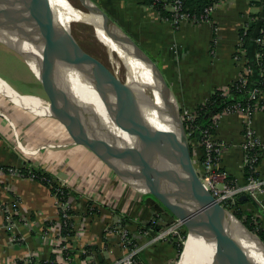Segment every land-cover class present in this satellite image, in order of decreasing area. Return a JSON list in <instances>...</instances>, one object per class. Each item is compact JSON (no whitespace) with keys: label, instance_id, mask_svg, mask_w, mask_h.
<instances>
[{"label":"crops","instance_id":"obj_1","mask_svg":"<svg viewBox=\"0 0 264 264\" xmlns=\"http://www.w3.org/2000/svg\"><path fill=\"white\" fill-rule=\"evenodd\" d=\"M92 1L157 62L181 108L195 109L215 89L225 88L240 79L247 63L259 58L257 41L252 40L246 51L239 48L240 30L247 27L254 15H264V0L261 4L250 0H219L210 20L184 21L179 26L161 16L145 0ZM252 75L258 79L263 72L255 66ZM4 101L6 112L12 118L22 116L27 123L32 121L33 126L39 124L36 129L56 125L51 118L33 121L32 113L0 90L1 107L5 106ZM260 101L262 106L254 112L252 125L264 145V92ZM245 118L241 111L225 112L215 132L216 139L222 143L216 169L235 183H244L247 179L243 149ZM11 132L0 117V164L3 165L19 163L17 145L18 151H13L2 138L8 139L13 135ZM14 140L13 136L12 144ZM56 146L53 149L41 147L34 157L28 158L36 160V166L50 172L61 185L69 188L68 208L72 211L74 232L64 235L68 239L61 244L59 204L48 186L33 176H2L1 199L7 203L4 209H14L15 219L12 224L4 222L0 230V264L27 257L52 264H90L93 256L110 262L128 250L122 244L123 231H127L136 245L143 246L139 253L141 264H174L177 255L174 239L152 240L170 220L169 213L122 181L93 151L73 138L61 148ZM20 148L27 153L35 152L25 146ZM258 170L264 173V157ZM73 199L80 206V215L72 208ZM11 200H17V205ZM237 200V209L244 216L250 215L264 230V194L258 200L247 195Z\"/></svg>","mask_w":264,"mask_h":264},{"label":"bare ground","instance_id":"obj_2","mask_svg":"<svg viewBox=\"0 0 264 264\" xmlns=\"http://www.w3.org/2000/svg\"><path fill=\"white\" fill-rule=\"evenodd\" d=\"M80 2L82 5L85 3L83 0ZM51 3L60 23L65 27L69 28L76 20H84L93 25L98 38L107 45L110 52L118 55L126 70L128 69V73L122 72L120 64L115 63L118 77L142 94H148L163 107L165 98L159 92V81L153 76L150 66L132 55L135 53L132 48L123 47L115 42L100 26L99 17L92 11L75 6L70 0H51ZM0 43L25 56L36 67L40 80L47 83V49L32 26L23 0H0ZM95 63L101 65L98 61ZM58 81L65 89V100L69 107L89 126L90 131L107 139L128 160L136 161L137 167L134 169L141 181L135 183L140 189L145 190V182L153 181L175 193L183 192V185L180 183L162 179L161 173L178 176L180 170L175 158L165 150L161 141L147 127L139 110L99 88L90 78L89 70L86 68L79 69L61 63L58 66ZM0 90L17 105L34 114L51 115L50 101L47 99L34 94L20 93L1 79ZM144 111L147 120L154 127L159 129L174 127L173 120L168 115L158 114L156 110L146 105ZM109 116H112L117 124L108 121ZM184 215L192 228L184 245L181 264H264V246L233 217L229 218L227 228L239 238L247 253L221 243L209 231L198 226L196 218L186 213Z\"/></svg>","mask_w":264,"mask_h":264},{"label":"water","instance_id":"obj_3","mask_svg":"<svg viewBox=\"0 0 264 264\" xmlns=\"http://www.w3.org/2000/svg\"><path fill=\"white\" fill-rule=\"evenodd\" d=\"M83 1L85 2L84 8L92 11L101 19L100 26L115 42L123 47L132 48L135 52L132 55L150 66L153 76L159 81V92L164 96L165 103L161 107L148 94H142L126 81L121 80L115 69L109 70L99 60L90 55L76 40L73 35L72 25L67 28L60 23L51 0H23L29 12L32 26L41 37L48 53L47 83L44 80L41 81L50 101L51 116L66 126L76 143L82 144L93 151L122 181L142 194H149L150 199L162 211L174 214L178 220L188 227V233L192 227L189 221L185 219V213L192 218H196L198 226L209 231L221 243L237 251L247 253L239 238L227 228L229 218L233 217L264 246V240L261 236L239 218L235 211L217 201L213 193L203 183L193 159L190 139L182 117L181 108L157 62L131 36L122 31L102 7L92 0ZM96 61L101 65H97ZM61 63H66L79 69H88L90 78L99 88L141 112L147 127L161 141L165 150L175 158L180 170L178 176L161 173L162 179L175 180V182L183 185L181 194L175 193L164 185L153 181L145 182V190L138 187L135 182L141 181V179L134 169V167H137L136 161L128 160L103 136L93 134L89 126L81 121L79 116L69 107L65 100V89L58 81V66ZM126 71L128 73V69ZM154 89L157 90L156 88ZM144 105L150 106L158 114L168 115L173 120L174 127L172 129H159L151 125L145 115ZM169 221L172 222L171 220ZM182 253L183 250L178 261Z\"/></svg>","mask_w":264,"mask_h":264},{"label":"built area","instance_id":"obj_4","mask_svg":"<svg viewBox=\"0 0 264 264\" xmlns=\"http://www.w3.org/2000/svg\"><path fill=\"white\" fill-rule=\"evenodd\" d=\"M155 1V3L163 4V7L171 12V15L169 17H166L165 19L169 20L175 26H179L184 21L199 23L204 20H210L212 12L214 11L216 5L212 4L207 6L201 14L200 18H198L196 15H191L190 12L185 9L184 0ZM263 31L264 29H262V32ZM257 42L264 44V37L258 38ZM262 55V53H258V57H261ZM235 57L237 59L239 58L238 55H236ZM249 72H252V69L250 67H245L240 77V80L243 84L247 83L248 79L246 74ZM261 94L262 92L257 88H253L250 91L251 98H257L258 101H260ZM260 107L261 106H259L258 103L248 106L237 104L232 108H228L223 112L215 114L213 117V123L217 129L220 116L225 112L241 111L246 115L244 121L243 149L244 168L247 169L248 175L244 183H235L234 181H229L226 179V175L220 173L216 169V164L219 162L220 158L222 143L216 139L215 132L211 131L210 129H205L203 131V134L199 137L193 136L197 127L196 118L198 113L196 111V108H181L182 117L185 122L187 134L190 139V144L193 147L195 154L193 156V159L203 183L213 193L217 201L233 211L235 210L234 205L239 196L247 195L255 200H258L259 196L264 194V173H260L258 170V165L261 162V159L264 157V145L257 136L252 125V116L254 112ZM15 137L17 141L16 143H18L17 147L19 148L21 146V142L18 139L17 135H15ZM199 148L201 150V154L198 152ZM5 175L9 178L10 176H21L22 174L20 169H18L17 167H14L12 165L9 166L0 164V230L4 226V222H6V224H12L14 223L15 218L14 216H12L15 215L13 212L10 214L7 212V210H4V208L7 206V203L6 201H3L1 199V185L4 182L2 176ZM11 203L17 205V200H11ZM58 204L64 211L63 215L61 216V222L59 224L58 231V236H60L61 238V244H63V241H67L68 236L62 235V225L69 219H71V215L69 212H67V209L69 207L68 203H62L58 201ZM176 222L182 223L178 219H176ZM170 223L171 224H167V226H164L160 231H158L152 237V240H162L173 236L181 237V232L178 231L174 226L175 222L172 221ZM122 244L128 249L124 254L120 255L110 262H102L97 256H93L90 264H141L139 253L143 246L136 245L133 240L127 235V231H123ZM24 262L26 264H40L41 261L32 257H27L24 259ZM10 264H18V260Z\"/></svg>","mask_w":264,"mask_h":264},{"label":"rangeland","instance_id":"obj_5","mask_svg":"<svg viewBox=\"0 0 264 264\" xmlns=\"http://www.w3.org/2000/svg\"><path fill=\"white\" fill-rule=\"evenodd\" d=\"M70 1L75 6L85 10L80 0H70ZM72 27H73L72 28L73 35L75 36L76 40L90 55H92L97 60H99L102 64H104L111 71L115 69V63L120 64V68L122 72L126 71V68L123 62L118 57V55L115 52L113 53L110 52L107 45L104 44L98 38V36L95 33L93 25L87 23L84 20H76L75 23L72 24ZM0 76L3 77L5 80H7L9 83H11L15 88H17L23 94L25 93L34 94V95L38 94L45 99H49L46 93L44 84L40 80L41 77L36 67L32 65L25 56L17 53L15 50L8 48L2 43H0ZM3 105L5 106L1 107L0 105V117L5 120L6 124L9 126V128L12 131L11 134L13 135L8 137V139L6 136H3L2 138H4L5 142L14 149L13 151H18V148H15V146L18 144L16 143L17 141L15 137V135H17L18 139L21 142L20 145L22 147L25 146L26 148L29 149V151H35L33 153H27L24 150L20 149L19 147V163L17 165L14 164L12 166L17 167L18 169H20L24 165H28V166L35 165L34 167L41 168L39 166H36V164H38L36 160H30L28 157L30 156L34 157L38 153L37 151H39L41 147L42 149L43 148L53 149V147H57L56 145H59V147L61 148L63 147V144H65V142L72 141V138L69 136L70 134L66 126L62 124L60 121H58L57 119H55L53 116L37 115L29 111L30 113H32L33 115L32 117H34L33 121H39L38 119L40 118H51L54 121V123H56V125L52 127L48 126V127H41V128L36 129V127H38L39 124L33 126L31 125L32 121H30V123H27V121H25L22 118V116H19V118L17 116H14L15 118H12L11 114L6 112V109H7L6 102ZM107 119L111 123L117 124L115 119L112 116L107 117ZM49 127L51 129L50 132L48 130ZM13 136L15 137L14 144L11 143V138ZM32 162L33 163L35 162L36 164L35 163L33 164ZM143 195L145 196L146 199L150 197L149 194H143ZM75 202L76 200L73 199L71 203L73 206L72 208L75 209V214L80 215L82 213L81 210L79 209L80 206H78ZM4 210H7V212L10 214L14 211V209L13 210L4 209ZM168 213H169L170 220L175 222L174 226L178 231L180 232L183 230L188 231V227L184 223L176 222L177 217L171 212H168ZM12 216H15V215H12ZM169 222L165 223V226H167V224H171ZM168 238H171L174 240L178 239L181 243H183V245H185V242H186V238L183 237L182 235L181 237L173 236V237H168ZM182 260L183 258L181 255L180 260L179 261L176 260L174 264H178V262L179 264H181Z\"/></svg>","mask_w":264,"mask_h":264},{"label":"trees","instance_id":"obj_6","mask_svg":"<svg viewBox=\"0 0 264 264\" xmlns=\"http://www.w3.org/2000/svg\"><path fill=\"white\" fill-rule=\"evenodd\" d=\"M219 0H184V6L187 11L190 12L191 15H196L200 18L201 14L203 13L204 9L212 4L218 3ZM146 4L153 5L158 12L163 17H169L171 12L168 11L163 7L161 3H155V0H145ZM252 3H262V0H250ZM264 15L259 17V14L253 16L252 20L249 22L247 27H244L240 30V37H241V44L239 48L242 51H246L249 43L252 40L257 41L258 38L264 37ZM256 48L258 53H262L263 55L259 57L256 61H249L247 64L251 69L253 67H258L262 72L263 75L258 79H255L252 75V72L247 73V83L243 84L240 79L233 81L225 88H218L210 95V97L205 100L204 102L200 103L196 107V111L198 113L196 118V130L193 136H201L205 129H210L213 132H216V127L213 123L214 115L228 108H232L237 104H241L243 106L254 105L256 103L259 106H262L261 101H258L257 98H251L250 91L253 88L259 89L261 92H264V44L256 42ZM191 151L193 156L194 150L191 146ZM22 175L33 176L35 179L42 182L44 185L48 186L51 192L57 197L59 202L68 203L70 190L66 186L61 185L60 182L51 174L50 172L46 171L43 168H36L33 166L24 165L20 168ZM246 177L248 175L247 169L245 168ZM232 181V179H228ZM238 200L236 201L235 213L236 215L241 218L251 229L256 231L261 238L264 240V230L260 229L258 225L254 222V219L248 215L244 216L241 210L237 209L236 205ZM59 214L60 216L63 215L64 211L59 206ZM67 212L72 213L70 208L67 209ZM74 220L69 219L66 223L62 225V235H71L74 232L73 229ZM153 223L151 222L149 225L151 226ZM187 230L181 231V235L183 237H187ZM174 247L176 249L177 255L176 260L179 259L180 253L183 250V243H181L178 239L173 240ZM175 260V261H176ZM18 264H26L24 260H18ZM40 264H48L47 261H41Z\"/></svg>","mask_w":264,"mask_h":264}]
</instances>
